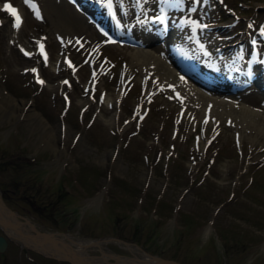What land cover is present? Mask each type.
Segmentation results:
<instances>
[{
    "label": "rangeland",
    "instance_id": "1",
    "mask_svg": "<svg viewBox=\"0 0 264 264\" xmlns=\"http://www.w3.org/2000/svg\"><path fill=\"white\" fill-rule=\"evenodd\" d=\"M9 1L19 7L22 23L14 27L0 9L5 208L42 234L100 241L101 250L90 246L83 255L107 252L111 264L143 255L178 264H264V137L231 117L213 124L173 88L154 87V74L145 75L135 64L125 74L134 46L103 41L92 65L86 59L90 41L80 37L75 43L72 29L86 14L65 0H45L39 18L24 0ZM134 1H116L125 24L144 20L157 3L143 0L136 9ZM179 15L185 17L177 24L182 38L200 35L202 22L223 25L211 28L206 40L220 38V47L228 49L242 36L245 44L248 33L264 24V0H185L174 19ZM152 46L147 47L158 49L163 42ZM99 59H105L100 68ZM147 81L153 84L150 93ZM263 94L254 87L239 101L260 110ZM14 104L26 109L10 111L7 106ZM52 135L67 147L48 145ZM2 226L0 234L9 241L0 264H76L43 258Z\"/></svg>",
    "mask_w": 264,
    "mask_h": 264
},
{
    "label": "bare ground",
    "instance_id": "2",
    "mask_svg": "<svg viewBox=\"0 0 264 264\" xmlns=\"http://www.w3.org/2000/svg\"><path fill=\"white\" fill-rule=\"evenodd\" d=\"M38 1L40 2V6L42 7V10H44L47 4L46 1L45 0H38ZM53 1H56V0H53ZM60 1H64V0H60ZM142 4H143V0H139V2L134 3V6L136 9H138L141 7ZM124 13H123L124 15H127V12H124ZM134 24L135 25L133 26L134 27L133 29L138 30V32L142 34L143 38H141V40H143L144 46L143 47L134 46L132 48L131 53H130L131 64L129 65V67L125 69V74L130 71V67L133 64L139 66L140 69L145 70V75L154 74L157 80L154 83V85L153 84L149 85V82L147 81L146 93L152 90L151 88L152 85L154 87H158L159 85H163V87H167V88L171 87L173 88L174 91H177V93L180 94L184 102H186L185 104L194 105V103H196L199 106V111H203L204 114H209L211 122L213 124L217 125L220 120L231 117L233 122H235L237 126L239 124H242L250 128L251 130L256 131V133L264 137V105L261 106L260 110H256L253 107H250V104L245 103L246 101L241 102L243 100L242 94L236 93V91H231V90L225 91V93L230 94L228 96L230 97L229 99L221 97L223 91L218 92V94L215 95L216 93L214 94V92H211L210 88L206 87L203 83L200 84L196 82L194 79L190 78L186 73H183L178 68V66L175 64L168 50L171 49L173 50V52H175L177 49H180V48L184 50L182 47V44L183 45L186 44L184 42L182 43V41L178 42L175 40L176 39L174 36L175 32L174 34H172L173 37L171 38V40H168L169 47L166 50L163 49L162 47H159L158 49L157 48L153 49L152 47L154 46L152 45L154 44L153 42H151L152 40L151 36L152 34H154V31L148 29L146 26V23H144L143 20L141 19H137ZM210 26L211 25H208L207 27H210ZM72 29H73L74 34H76L77 36L83 37V39L85 40L90 41V44L92 45V47L97 48L93 54H95L96 51L100 49L101 43L106 40V37L100 31L95 33L96 28L91 24L89 20L84 19V18L78 26L73 25ZM178 30L179 29L176 26L173 28V31L177 32ZM210 32H211L210 29L205 30V31L203 30L202 38L206 39L208 35H211ZM242 37L245 38V36H242ZM196 39H198V37H196L195 40ZM165 44H166V41H165ZM221 44H222L221 40L219 41L218 39H216L215 41H211L207 43L205 46H201V45L194 46L193 43L189 46V48L193 50L192 53L195 54L194 57H196L198 60H201L202 58L212 59V65H214L215 68H217V71L219 73L218 75L220 77L224 69L223 64L227 63L228 61L227 57L223 59L224 55H221L220 58H218V55L223 49L220 47ZM147 46H152V47L148 48ZM90 63L92 65L94 63V60L92 58H90ZM204 72L206 71H202V73ZM262 72L264 73V66H263ZM215 76L213 78L212 75H209L210 78H213L211 80L214 83H217V81H221L220 80L221 78L219 76L217 77ZM2 100H5V99H2ZM11 102L14 103L13 101ZM21 107L22 105L20 106V105H15V104L12 106V108L7 106V108L10 109V111H13V112L16 111L20 114L22 113L23 108H25V107L23 108ZM9 113L11 114V112ZM43 139H46V137H44ZM46 142L48 145L50 144L52 147L53 145H56V144L62 146V149L67 147L66 144L62 145V141L60 140V138H58V136L52 138L51 141L49 140V142L48 141ZM0 223L5 228L9 227L10 232H12V234H14V236H16L18 240L24 245L42 249L43 251L47 253L56 254L59 256L70 258L77 264H97L99 261H106L107 264H111L107 261V258L110 257L111 254L107 252L102 251L101 256H89V255L84 256L83 255L84 252L87 251V248L90 246H95L101 250V246L99 245L100 241H92V240H77L76 241V240L71 239L70 234H61L63 238L69 241V242H66L65 239L63 238L60 239L59 236L56 234L55 236H53V234H42L41 232H38V230H36L34 224L29 219L22 221L18 219V217L14 215L12 212H10L7 208H5V206L3 205L1 201V198H0ZM31 230H34L35 233L32 232ZM58 242L60 245H57ZM72 243L75 244L76 249H73L71 247ZM118 259L123 264H131V263L132 264H148V263H154L157 261L156 258H153L149 255L136 256L135 258H130V259L125 258V257H118Z\"/></svg>",
    "mask_w": 264,
    "mask_h": 264
},
{
    "label": "snow or ice",
    "instance_id": "3",
    "mask_svg": "<svg viewBox=\"0 0 264 264\" xmlns=\"http://www.w3.org/2000/svg\"><path fill=\"white\" fill-rule=\"evenodd\" d=\"M24 2L28 5H30V7H32L33 9H36V5L32 3V0H24ZM110 6V4H109ZM8 11L11 12V14L15 17V24L14 27L19 28L22 21H21V17L19 16L17 10L15 8H12L11 6L8 7ZM39 11H36V16L39 18ZM43 46H41L42 48ZM27 55V53H25ZM34 71V70H33ZM40 83H43V81H39ZM67 83V82H65Z\"/></svg>",
    "mask_w": 264,
    "mask_h": 264
},
{
    "label": "flooded vegetation",
    "instance_id": "4",
    "mask_svg": "<svg viewBox=\"0 0 264 264\" xmlns=\"http://www.w3.org/2000/svg\"><path fill=\"white\" fill-rule=\"evenodd\" d=\"M35 250L43 258H47V259H51V260H53V259L58 260V257H61V256L56 255V254L47 253V252H45V251H43L42 249H39V248H37ZM61 258H63V257H61Z\"/></svg>",
    "mask_w": 264,
    "mask_h": 264
},
{
    "label": "water",
    "instance_id": "5",
    "mask_svg": "<svg viewBox=\"0 0 264 264\" xmlns=\"http://www.w3.org/2000/svg\"><path fill=\"white\" fill-rule=\"evenodd\" d=\"M6 247V240L4 236L0 235V251H3ZM161 263L163 264H176L175 262L172 261H167V260H162L160 259Z\"/></svg>",
    "mask_w": 264,
    "mask_h": 264
},
{
    "label": "trees",
    "instance_id": "6",
    "mask_svg": "<svg viewBox=\"0 0 264 264\" xmlns=\"http://www.w3.org/2000/svg\"><path fill=\"white\" fill-rule=\"evenodd\" d=\"M39 178H40V177L38 176V180H39ZM59 189L61 190V187H59Z\"/></svg>",
    "mask_w": 264,
    "mask_h": 264
}]
</instances>
